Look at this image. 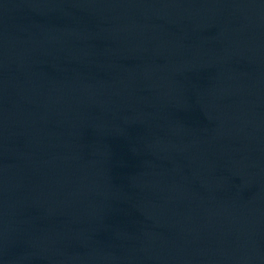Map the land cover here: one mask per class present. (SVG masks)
I'll use <instances>...</instances> for the list:
<instances>
[{
	"label": "water",
	"instance_id": "95a60500",
	"mask_svg": "<svg viewBox=\"0 0 264 264\" xmlns=\"http://www.w3.org/2000/svg\"><path fill=\"white\" fill-rule=\"evenodd\" d=\"M0 264H264V0H0Z\"/></svg>",
	"mask_w": 264,
	"mask_h": 264
}]
</instances>
